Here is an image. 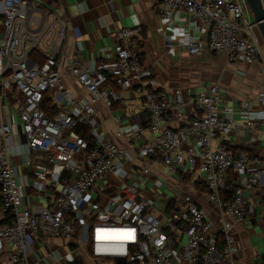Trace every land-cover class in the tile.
<instances>
[{"label": "built area", "instance_id": "built-area-1", "mask_svg": "<svg viewBox=\"0 0 264 264\" xmlns=\"http://www.w3.org/2000/svg\"><path fill=\"white\" fill-rule=\"evenodd\" d=\"M157 12L166 54L171 20L182 15L197 32L183 41L189 58L210 53L227 65L264 64L246 0H161ZM70 25L47 0H0V254L8 264H37L27 238L44 236L112 264H239L233 228L251 211L249 193L264 187V159L227 145L238 126L219 114L218 87L193 91L191 102L168 92L129 42L137 31L121 29L109 61H71L67 72L81 92L74 95L57 70ZM136 96L140 107L128 116L125 103ZM258 101L261 109L240 113L250 134L264 130V94ZM98 105L117 108L109 130ZM147 162L179 183L196 176L193 187L202 186L218 226L190 195L171 197L168 211L144 196L133 177L149 174ZM231 172L235 189L222 198Z\"/></svg>", "mask_w": 264, "mask_h": 264}, {"label": "crops", "instance_id": "crops-1", "mask_svg": "<svg viewBox=\"0 0 264 264\" xmlns=\"http://www.w3.org/2000/svg\"><path fill=\"white\" fill-rule=\"evenodd\" d=\"M160 2L161 0H47V5L71 24L57 58L62 87L74 95H81L67 72L71 61L77 58L82 66L92 61H109L111 49L117 42V32L121 29L136 30L129 42L140 53L141 63L153 71L159 84L168 92H179L188 102L193 100V91L198 92L216 85L220 95L219 114H228L238 126L236 133L227 136V145L234 151L264 159L263 128L259 127L254 134H250L242 128L240 119L242 110L261 109L258 95L264 94V64L227 65L222 57L210 53L189 58L184 51L183 41L191 34L195 37L197 32L194 27L188 26L190 19L182 15H176L171 20L173 50L166 54L163 37L156 32L158 27H165V23L158 17L157 7ZM167 32L168 29L164 28V33ZM3 105L2 113L8 115V104L4 102ZM96 109L106 123L110 120V113L114 114L117 108L107 112L98 105ZM186 114L191 116L192 106L187 107ZM13 132H16L15 126ZM219 142L217 138L214 143ZM145 165L149 174L133 178L140 184L144 196L159 203V209L165 208L168 211L174 208L171 197L175 196L177 199L182 195H190L218 226L217 214L208 204L202 186L193 187L196 176L179 183L176 177L168 175L158 166L149 162ZM248 197L251 211L242 224H235L233 228L238 261L239 264H264V197L260 189L253 190ZM27 240L32 247L31 263L112 264L107 259L89 257L84 249L78 253L77 248L68 240L44 236L34 239L28 237ZM51 252L54 256L49 255ZM0 264H8L6 252L0 254Z\"/></svg>", "mask_w": 264, "mask_h": 264}, {"label": "water", "instance_id": "water-1", "mask_svg": "<svg viewBox=\"0 0 264 264\" xmlns=\"http://www.w3.org/2000/svg\"><path fill=\"white\" fill-rule=\"evenodd\" d=\"M246 1L250 7L252 18L264 43V8L262 3L260 0ZM113 261L115 264H124V259L122 258H114Z\"/></svg>", "mask_w": 264, "mask_h": 264}, {"label": "trees", "instance_id": "trees-1", "mask_svg": "<svg viewBox=\"0 0 264 264\" xmlns=\"http://www.w3.org/2000/svg\"><path fill=\"white\" fill-rule=\"evenodd\" d=\"M36 62L39 64V65H42V60L39 58V57H36ZM43 108H45L47 114H51L52 113V109L50 106H48V102L45 100L43 102ZM232 149V148H231ZM233 150V149H232ZM234 151V150H233ZM236 153L238 151H235ZM228 186H227V189L221 193V197L222 198H226V196L231 193L234 189H235V180H236V176L234 173H229V176H228ZM202 188V187H201ZM261 192H262V196L264 197V187L260 189Z\"/></svg>", "mask_w": 264, "mask_h": 264}, {"label": "rangeland", "instance_id": "rangeland-1", "mask_svg": "<svg viewBox=\"0 0 264 264\" xmlns=\"http://www.w3.org/2000/svg\"><path fill=\"white\" fill-rule=\"evenodd\" d=\"M254 33L256 35V38L258 40V43L260 44L261 46V49L263 50L264 52V43H263V40L259 34V31L257 28H254ZM139 96H136V99L134 100V102L132 104H128V102L125 103V106L127 108V115L129 116L134 110H137L139 107H140V104H139V100H138ZM104 128L105 129H110L112 128V123L110 120H108L106 123L103 124Z\"/></svg>", "mask_w": 264, "mask_h": 264}, {"label": "bare ground", "instance_id": "bare-ground-1", "mask_svg": "<svg viewBox=\"0 0 264 264\" xmlns=\"http://www.w3.org/2000/svg\"><path fill=\"white\" fill-rule=\"evenodd\" d=\"M110 237L111 238H119V235L118 234H112Z\"/></svg>", "mask_w": 264, "mask_h": 264}]
</instances>
